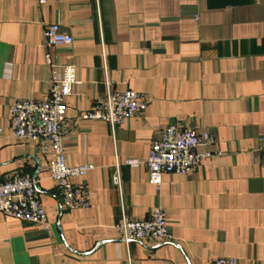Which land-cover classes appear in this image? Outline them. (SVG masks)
<instances>
[{
  "label": "crops",
  "instance_id": "obj_1",
  "mask_svg": "<svg viewBox=\"0 0 264 264\" xmlns=\"http://www.w3.org/2000/svg\"><path fill=\"white\" fill-rule=\"evenodd\" d=\"M58 24L71 46H49ZM76 67L63 138L69 167L91 166L81 180L87 209L66 210L49 177L48 158L13 136L17 101L46 100L51 68ZM114 92L135 91L147 109L112 129L81 119ZM171 124L216 138L188 175L149 184L144 161ZM0 179L39 181L49 227L0 213V264H264V0H0ZM120 164L121 189L114 184ZM167 214L171 243L126 246L114 226L122 214Z\"/></svg>",
  "mask_w": 264,
  "mask_h": 264
},
{
  "label": "built area",
  "instance_id": "obj_2",
  "mask_svg": "<svg viewBox=\"0 0 264 264\" xmlns=\"http://www.w3.org/2000/svg\"><path fill=\"white\" fill-rule=\"evenodd\" d=\"M39 2L44 5L47 0ZM44 37L49 46H71L74 43V38L65 33L58 24L49 25L45 29ZM46 63L52 73L49 97L42 101H17L11 108L12 133L18 140L35 142L39 151L48 158L49 177L57 184L62 206L69 211L87 209L90 206V191L81 180L93 167H69L63 143L67 123L66 101L72 96L73 87L78 83L76 67L72 64H54L49 53L46 55ZM106 89V97L97 101L81 119L100 121L114 129L147 109V101L135 91L114 92L108 82ZM1 133L2 129L0 135ZM215 143L214 135L206 131L171 124L152 143L149 155L144 161L129 159L124 165L131 168L144 166L149 184L159 189L163 175H188L194 171L207 156L198 153L197 149ZM258 154L264 169V137L261 139ZM116 166L114 184L121 189V165ZM38 185L39 181L28 175L13 174L0 179V213L6 218L48 229L49 223ZM114 229L126 246L145 240L162 243L174 241V236L169 231L167 214L161 208L154 209L147 220H132L122 214ZM214 264H237V260L223 257Z\"/></svg>",
  "mask_w": 264,
  "mask_h": 264
}]
</instances>
